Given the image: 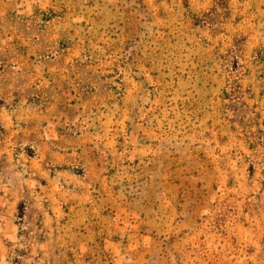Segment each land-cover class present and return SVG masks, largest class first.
<instances>
[{
  "label": "rangeland",
  "instance_id": "1",
  "mask_svg": "<svg viewBox=\"0 0 264 264\" xmlns=\"http://www.w3.org/2000/svg\"><path fill=\"white\" fill-rule=\"evenodd\" d=\"M0 264H264V0H0Z\"/></svg>",
  "mask_w": 264,
  "mask_h": 264
}]
</instances>
